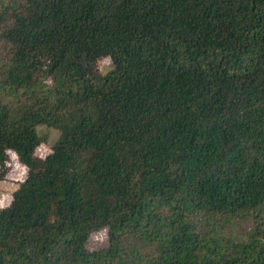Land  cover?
<instances>
[{
    "label": "trees",
    "instance_id": "1",
    "mask_svg": "<svg viewBox=\"0 0 264 264\" xmlns=\"http://www.w3.org/2000/svg\"><path fill=\"white\" fill-rule=\"evenodd\" d=\"M9 148L0 264H264V0H0Z\"/></svg>",
    "mask_w": 264,
    "mask_h": 264
},
{
    "label": "rangeland",
    "instance_id": "2",
    "mask_svg": "<svg viewBox=\"0 0 264 264\" xmlns=\"http://www.w3.org/2000/svg\"><path fill=\"white\" fill-rule=\"evenodd\" d=\"M98 63L102 73L112 68L110 58L107 56L100 58ZM36 130L45 140L35 149L33 153L34 158L45 155L59 136V131L57 129L48 127L45 124H39ZM7 154L8 157L5 165L4 177L0 179V208L8 205L11 200V193L18 187L19 183L23 181L27 169V163L19 158L16 150L9 148ZM107 242V231L106 229H102L91 234L88 247L90 249L104 247L107 245Z\"/></svg>",
    "mask_w": 264,
    "mask_h": 264
}]
</instances>
